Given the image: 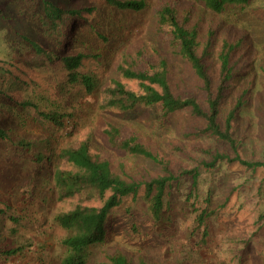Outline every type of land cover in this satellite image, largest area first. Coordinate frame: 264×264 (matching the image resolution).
Returning a JSON list of instances; mask_svg holds the SVG:
<instances>
[{"label": "rangeland", "instance_id": "obj_1", "mask_svg": "<svg viewBox=\"0 0 264 264\" xmlns=\"http://www.w3.org/2000/svg\"><path fill=\"white\" fill-rule=\"evenodd\" d=\"M53 1L64 7L86 4L97 8L64 54H94L84 61L83 70L92 72L100 85L89 93L67 83L66 71L58 64L46 68L39 65L31 49L21 45L25 34L41 39L37 23L17 16L0 0V91L6 96L0 94V124L12 139L25 138L36 146L30 156L39 150L48 156L35 164L13 143L0 139V250L23 248L11 257L0 253V264H61L66 252L62 239L68 232L54 218L75 200L59 199L51 192L53 183L48 186L47 181L49 173L63 164L59 157L62 148L92 133V151L106 150L102 129L107 121L138 130L166 153L171 152L174 142L184 139L183 120L178 117L157 136L146 114L124 117L101 108V92L117 75L116 66L124 53L138 48L148 52L169 49L168 37L158 29L156 20V11L164 4L192 10L194 20L203 28L202 40L207 39L209 31L213 34L208 60L214 73L219 67L220 46L224 42L234 46L231 65L236 77L226 106L229 108L241 91L247 90V94L234 121L233 134L243 158L264 161V0H249L246 6L230 4L221 13L206 9L199 0H145L147 6L142 11L118 10L106 5L105 0ZM91 25L101 28L107 40L92 32ZM171 59L174 81L195 88L187 65L172 54ZM27 100L37 104L39 110L72 114L65 133H53L51 127L43 126L38 121L37 107L19 105ZM46 142L50 146L44 147ZM198 143L231 152L215 137L203 135ZM197 154L202 156L201 152ZM112 155L114 163L124 161L146 176L159 170L142 157L117 152ZM199 170L196 183L184 176L168 188L166 205L172 214L169 224L155 225L141 195L136 203L126 200L111 223L110 241L95 249L97 257L92 264L103 260V248L125 252L133 264H139L142 258L148 264H263L264 218L260 215L264 213V167L221 162L214 168L201 166ZM205 208L214 213L208 218V236L202 246L199 242L204 226L198 227L197 216ZM155 232L159 233L157 239Z\"/></svg>", "mask_w": 264, "mask_h": 264}, {"label": "trees", "instance_id": "obj_2", "mask_svg": "<svg viewBox=\"0 0 264 264\" xmlns=\"http://www.w3.org/2000/svg\"><path fill=\"white\" fill-rule=\"evenodd\" d=\"M4 1L14 9L17 16L37 23L41 39L25 34L21 37V45L31 49L34 59L40 61L39 65L46 68L58 64L66 71V82L72 87L80 86L89 93L99 88L100 83L95 75L83 70L84 61L95 57L94 54L80 51L64 54L65 48L75 41L78 29L88 25V16L97 11L96 7L86 4L64 7L53 0ZM105 1L106 5L118 10L142 11L147 6L145 0ZM199 1L206 9L216 13H221L230 4L246 6L249 2ZM194 19L192 10L181 9L175 4L160 6L156 11V20L158 29L168 37L167 52H148L138 48L124 53L116 66L117 75L101 92V108L124 117L144 113L151 119L157 136L166 131L173 119H182L184 139L174 142L170 153H166L160 144L146 138L138 130L112 121H107L102 129L106 150L99 153L92 151V133L61 149L59 157L63 164L49 173L51 178L47 181L48 186L53 183L51 192H55L59 199L75 200L70 208L58 212L54 218L68 232L62 239L66 252L61 264H92L97 257L95 249L110 241L113 218L128 199L136 203L141 195L155 225L169 224L172 214L166 205V195L168 188L182 177L190 176L196 183L201 166L210 169L221 162H237L248 168L264 167V161L248 160L240 155L239 142L233 134V124L246 103L247 90L238 93L229 108L226 106L236 77L231 65L234 46L227 42L220 46L219 67L217 73H214L213 64L208 60L212 54L213 34L209 31L207 39L202 40L203 28ZM90 29L98 37L107 40L101 28L91 25ZM171 54L187 65L196 82L195 88L183 87L174 81ZM0 94L6 97L1 91ZM19 105L24 108L29 105L37 107L38 121L43 126L51 127L53 133H65L71 122L70 113L39 110L37 104L28 100ZM203 135L215 137L227 144L231 152L200 145L198 138ZM0 139L13 143L35 164L48 159L41 150L30 156L35 145L25 138L12 139L1 124ZM48 146L46 142L44 147ZM113 152L145 158L159 170L154 175L146 176L124 161L114 163ZM197 152H201L202 156H198ZM213 213L205 208L197 216L198 227L204 226L203 237L199 242L202 246L208 236V218ZM260 217L264 218V213ZM158 237L159 233L155 232L154 238ZM22 250L20 246L0 250V253L11 257ZM101 252L103 260L100 264H133L128 255L120 250L110 252L108 248H103ZM139 264L148 263L142 258Z\"/></svg>", "mask_w": 264, "mask_h": 264}]
</instances>
